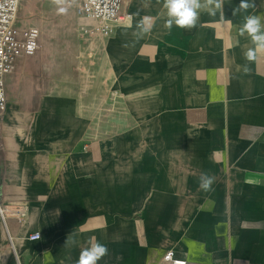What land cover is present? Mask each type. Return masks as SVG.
<instances>
[{
    "label": "crops",
    "instance_id": "0c3cea01",
    "mask_svg": "<svg viewBox=\"0 0 264 264\" xmlns=\"http://www.w3.org/2000/svg\"><path fill=\"white\" fill-rule=\"evenodd\" d=\"M254 2L201 9L190 30L165 27L163 0H123L105 37L83 33L93 22L77 12L48 24L5 76L0 264H76L93 237L109 250L98 264H161L170 250L187 264H264V53L248 62L239 35L247 15L264 23ZM144 16L154 24L140 37Z\"/></svg>",
    "mask_w": 264,
    "mask_h": 264
},
{
    "label": "built area",
    "instance_id": "2783aa9c",
    "mask_svg": "<svg viewBox=\"0 0 264 264\" xmlns=\"http://www.w3.org/2000/svg\"><path fill=\"white\" fill-rule=\"evenodd\" d=\"M22 0H0V126L7 107L5 76L13 73L19 58L35 55L40 47V30L36 26L19 24L18 10ZM123 0H77L78 14L93 22L81 27L83 33L109 36L117 24L125 20ZM30 239L40 238L35 232ZM161 264H187L170 250Z\"/></svg>",
    "mask_w": 264,
    "mask_h": 264
},
{
    "label": "clouds",
    "instance_id": "9594fccd",
    "mask_svg": "<svg viewBox=\"0 0 264 264\" xmlns=\"http://www.w3.org/2000/svg\"><path fill=\"white\" fill-rule=\"evenodd\" d=\"M65 0H53V3L60 5ZM223 0H163V8L166 10L167 19L165 27L171 30L175 25L181 29L190 30L197 26L201 9L207 10L208 14L215 16L217 10L223 11ZM255 7L254 0H240L237 8L233 10V15L238 11H247L249 8ZM60 12L66 11L65 8H59ZM138 14V13H137ZM223 18V17H222ZM154 20L150 16H144L136 24L139 30L138 36L142 37L151 31ZM131 27V25H129ZM247 34L250 37L252 48H249L245 53V59L248 62H255L258 59V54L264 53V23L262 18L257 15H247L244 17V22L239 30V35ZM245 74L250 72L248 64L243 66ZM214 177L207 173H202L198 179V187L204 192L212 191ZM69 241L66 240V243ZM73 245L75 240L70 241ZM89 247L81 250L76 264H98V262L108 254V247L96 240L94 237L89 240Z\"/></svg>",
    "mask_w": 264,
    "mask_h": 264
},
{
    "label": "rangeland",
    "instance_id": "374dc122",
    "mask_svg": "<svg viewBox=\"0 0 264 264\" xmlns=\"http://www.w3.org/2000/svg\"><path fill=\"white\" fill-rule=\"evenodd\" d=\"M76 5L77 0H65L60 5L53 3V0H22L18 10V22L38 27L42 43L48 41V24L59 28L75 24ZM61 7L66 11L60 12Z\"/></svg>",
    "mask_w": 264,
    "mask_h": 264
}]
</instances>
